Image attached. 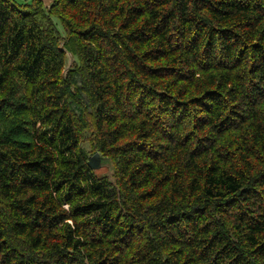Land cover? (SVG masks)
<instances>
[{"label":"trees","instance_id":"16d2710c","mask_svg":"<svg viewBox=\"0 0 264 264\" xmlns=\"http://www.w3.org/2000/svg\"><path fill=\"white\" fill-rule=\"evenodd\" d=\"M11 1L0 264H264V0Z\"/></svg>","mask_w":264,"mask_h":264},{"label":"rangeland","instance_id":"374dc122","mask_svg":"<svg viewBox=\"0 0 264 264\" xmlns=\"http://www.w3.org/2000/svg\"><path fill=\"white\" fill-rule=\"evenodd\" d=\"M16 4L18 5H33L35 9H40L39 18H45L47 22H52L56 29L58 30V33L64 38L66 37L65 29L63 27V24L60 23V21L57 18V13L53 9V5L55 4V0H14ZM10 2H12L10 0ZM72 61L70 60L69 66L71 65ZM79 116L81 117V122H83L86 119V115L79 113ZM82 149L87 154L88 158L94 157L98 152L95 149V142L93 140L92 134L89 130H83L82 131V142H81ZM101 157V169L95 170V174L99 177L108 176L109 178L112 177L114 174V167L113 164L110 162V160L104 159Z\"/></svg>","mask_w":264,"mask_h":264},{"label":"water","instance_id":"95a60500","mask_svg":"<svg viewBox=\"0 0 264 264\" xmlns=\"http://www.w3.org/2000/svg\"><path fill=\"white\" fill-rule=\"evenodd\" d=\"M88 165L92 170L101 169V157L100 154H96L94 157L89 158Z\"/></svg>","mask_w":264,"mask_h":264}]
</instances>
